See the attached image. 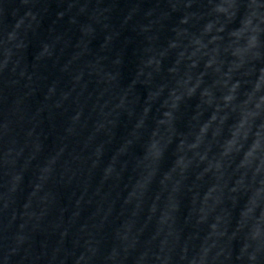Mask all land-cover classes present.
Segmentation results:
<instances>
[{
	"label": "water",
	"instance_id": "obj_1",
	"mask_svg": "<svg viewBox=\"0 0 264 264\" xmlns=\"http://www.w3.org/2000/svg\"><path fill=\"white\" fill-rule=\"evenodd\" d=\"M0 264H119L102 0H0Z\"/></svg>",
	"mask_w": 264,
	"mask_h": 264
}]
</instances>
